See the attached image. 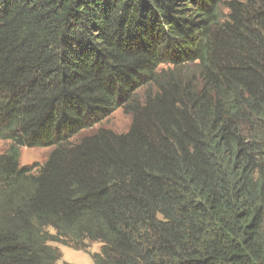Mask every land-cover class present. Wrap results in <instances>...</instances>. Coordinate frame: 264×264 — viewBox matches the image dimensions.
<instances>
[{
    "label": "trees",
    "instance_id": "trees-1",
    "mask_svg": "<svg viewBox=\"0 0 264 264\" xmlns=\"http://www.w3.org/2000/svg\"><path fill=\"white\" fill-rule=\"evenodd\" d=\"M0 139V264H264V0H0Z\"/></svg>",
    "mask_w": 264,
    "mask_h": 264
},
{
    "label": "rangeland",
    "instance_id": "rangeland-1",
    "mask_svg": "<svg viewBox=\"0 0 264 264\" xmlns=\"http://www.w3.org/2000/svg\"><path fill=\"white\" fill-rule=\"evenodd\" d=\"M163 70H170L171 67L163 66ZM131 118L129 115L125 114L123 109L117 108L111 112L105 119L95 124L91 129L81 131L77 136L72 139V142L76 139H80L82 136L92 133L99 128H105L112 130L117 133L126 132L129 128ZM9 145L8 141H3L0 139V154L3 153ZM51 148H20V165L27 166L29 168H37L41 165L47 158ZM50 233H53V229L48 228ZM49 244L56 246L61 251L62 257L59 262H68L72 264H94L91 257L93 253L99 252L100 243L99 242H89L86 251L75 250L67 247L63 244L56 242H49Z\"/></svg>",
    "mask_w": 264,
    "mask_h": 264
}]
</instances>
